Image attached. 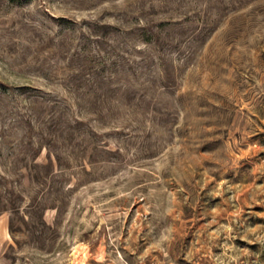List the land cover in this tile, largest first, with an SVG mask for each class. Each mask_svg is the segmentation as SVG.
<instances>
[{
	"label": "rangeland",
	"instance_id": "374dc122",
	"mask_svg": "<svg viewBox=\"0 0 264 264\" xmlns=\"http://www.w3.org/2000/svg\"><path fill=\"white\" fill-rule=\"evenodd\" d=\"M0 264H264V0H0Z\"/></svg>",
	"mask_w": 264,
	"mask_h": 264
}]
</instances>
